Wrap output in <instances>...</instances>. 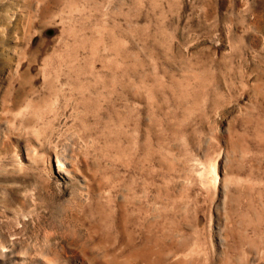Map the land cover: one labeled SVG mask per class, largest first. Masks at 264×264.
I'll use <instances>...</instances> for the list:
<instances>
[{"label": "rangeland", "instance_id": "1", "mask_svg": "<svg viewBox=\"0 0 264 264\" xmlns=\"http://www.w3.org/2000/svg\"><path fill=\"white\" fill-rule=\"evenodd\" d=\"M0 264H264V0H0Z\"/></svg>", "mask_w": 264, "mask_h": 264}, {"label": "bare ground", "instance_id": "2", "mask_svg": "<svg viewBox=\"0 0 264 264\" xmlns=\"http://www.w3.org/2000/svg\"><path fill=\"white\" fill-rule=\"evenodd\" d=\"M216 166H217V164L214 166H211V169H210V174H209V176H208V178H207V181H208V183L210 184V185H213V187H215V190H217L219 187H220V175H219V171L217 172V169H216ZM218 168V167H217ZM219 170V169H218ZM221 172V171H220ZM205 174H207V173H205ZM205 176V175H204ZM203 176V177H204ZM202 177V178H203ZM203 180H204V178H203ZM206 181V182H207ZM225 181V180H224ZM204 184L206 185V183L204 182ZM224 184V183H223ZM207 186V185H206ZM140 208V207H139ZM145 211V210H144Z\"/></svg>", "mask_w": 264, "mask_h": 264}]
</instances>
